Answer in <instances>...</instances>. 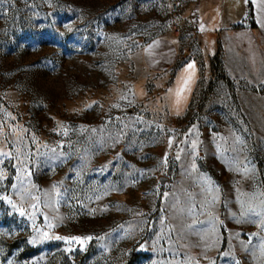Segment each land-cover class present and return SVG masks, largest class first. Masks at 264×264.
Masks as SVG:
<instances>
[{
	"label": "rangeland",
	"instance_id": "374dc122",
	"mask_svg": "<svg viewBox=\"0 0 264 264\" xmlns=\"http://www.w3.org/2000/svg\"><path fill=\"white\" fill-rule=\"evenodd\" d=\"M173 1L0 0V264H264V33L224 28L212 71Z\"/></svg>",
	"mask_w": 264,
	"mask_h": 264
},
{
	"label": "crops",
	"instance_id": "0c3cea01",
	"mask_svg": "<svg viewBox=\"0 0 264 264\" xmlns=\"http://www.w3.org/2000/svg\"><path fill=\"white\" fill-rule=\"evenodd\" d=\"M251 9V21L254 23V28L264 33V0H197L195 5L196 19L186 14L185 18L195 21L192 25L198 36V47L201 53V61L203 66L209 64L210 58L215 51L216 37H222V30L229 25L243 23ZM189 20V21H190ZM184 22V21H183ZM186 23L181 24V28H185ZM251 30V28H250ZM185 40L178 35H157L152 38L147 44L143 45V49L153 54L149 66L157 71H164L166 75L172 68V81L179 86L176 87V92L181 98L187 100L191 94L199 77L200 59L193 54L192 49L183 47L185 53L184 60L180 65L175 66L177 61V53L181 43ZM147 45V46H146ZM175 66V67H174ZM185 106V105H184ZM180 107V111L184 109ZM179 111V112H180Z\"/></svg>",
	"mask_w": 264,
	"mask_h": 264
},
{
	"label": "trees",
	"instance_id": "16d2710c",
	"mask_svg": "<svg viewBox=\"0 0 264 264\" xmlns=\"http://www.w3.org/2000/svg\"><path fill=\"white\" fill-rule=\"evenodd\" d=\"M248 15H249V17L252 16L251 9H249ZM254 26L255 25L253 23V27ZM220 53H221V45H220L219 40L217 39L216 40L215 51H214L213 55L210 58V66H211V70L212 71H215V69H219L220 66H221ZM135 255H136V253H133L131 255V257H129L124 264H134L133 262H134V259H135Z\"/></svg>",
	"mask_w": 264,
	"mask_h": 264
},
{
	"label": "built area",
	"instance_id": "2783aa9c",
	"mask_svg": "<svg viewBox=\"0 0 264 264\" xmlns=\"http://www.w3.org/2000/svg\"><path fill=\"white\" fill-rule=\"evenodd\" d=\"M182 1L183 0H175L170 4V23L172 30H177V24H176V17L178 13L182 10Z\"/></svg>",
	"mask_w": 264,
	"mask_h": 264
}]
</instances>
